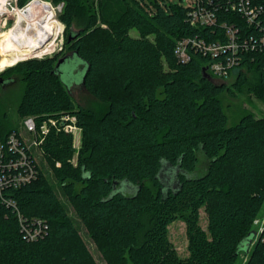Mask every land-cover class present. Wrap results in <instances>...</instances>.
<instances>
[{"label":"trees","instance_id":"trees-1","mask_svg":"<svg viewBox=\"0 0 264 264\" xmlns=\"http://www.w3.org/2000/svg\"><path fill=\"white\" fill-rule=\"evenodd\" d=\"M47 1L63 4L65 32L85 22L66 44L84 65V88L94 102L83 105L71 95L56 70L60 55L22 61L4 74L13 71L24 84L16 106L21 116L76 117L77 165L70 161L71 134L52 128L39 148L107 264H236L264 210V117L246 113L230 126L220 98L230 89L210 73L208 57L196 54L181 64L174 55L179 39L215 40L222 31L195 28L188 8L158 0H118L123 13L113 19L101 0L100 24L85 0ZM229 17L223 7L219 18ZM263 58L244 55L232 73L236 86L256 82L262 98ZM8 104L1 96L0 142L19 132L9 123ZM202 158L207 168L197 175ZM164 169L175 171L174 188L162 180ZM37 170L34 181L0 196V264H97L39 160ZM20 216L29 225L44 220L46 236L25 237ZM176 220L187 226V257L169 237ZM248 264H264L262 246Z\"/></svg>","mask_w":264,"mask_h":264},{"label":"built area","instance_id":"built-area-1","mask_svg":"<svg viewBox=\"0 0 264 264\" xmlns=\"http://www.w3.org/2000/svg\"><path fill=\"white\" fill-rule=\"evenodd\" d=\"M15 1V9H18V0ZM0 5L7 10L3 11L0 7L1 33L9 29V0H0ZM223 7L231 13L229 20L222 21L219 18V11ZM4 16L6 18L2 21ZM188 20L195 28L214 29V33L219 29L222 33L215 34V40L204 36L179 39L174 55L181 64H187L194 55L201 54L208 57V69L216 76V80H228L233 71L240 67L244 55L249 56L252 52L264 55V0H193L188 7ZM262 60L264 74V58ZM251 61L255 59L251 58ZM23 125L26 133L12 132L6 141L0 142V196L6 188L18 189L37 178L36 150L44 143L52 128L74 133L81 139L82 129L72 114L59 119L48 117L42 121L34 116H26ZM9 205L18 208L14 200H9ZM20 218L25 237L35 240L46 236L48 225L44 220L35 219L29 225L26 219ZM253 229L254 238L248 252L242 254L243 264L249 263L257 245L262 246L264 255V210L254 220Z\"/></svg>","mask_w":264,"mask_h":264},{"label":"rangeland","instance_id":"rangeland-1","mask_svg":"<svg viewBox=\"0 0 264 264\" xmlns=\"http://www.w3.org/2000/svg\"><path fill=\"white\" fill-rule=\"evenodd\" d=\"M33 0H28L24 6H19V8H24L28 4H30ZM35 1V0H34ZM46 2H49V4L53 6H49L51 10V14L57 18V20L61 23L62 25V32L59 34L57 37V40L54 43V46L51 51L46 50L45 55L42 57H32V58H27L22 61L26 60H31V59H43L47 57H54L56 55H60L59 57H63L65 55H68V57L72 58L75 56L73 52H71L70 49V44H66V38L70 34V31L72 30V33L75 34L80 27L84 25L85 22H81V24L78 23V25L74 24L69 30L65 32V25L62 23V21L59 18V15L62 13L63 9V4H60V6H55L53 3L50 1L44 0ZM101 0H85L84 2L90 7L91 11L97 14L98 19L100 18V11L98 10V5ZM159 2H166L168 4H174V5H179L183 7H190L193 0H158ZM107 6L108 12H106V15L108 18L113 19V18H118L120 15H122L123 10L121 9V5L118 4V0H102ZM10 3V11H14V9L17 7L16 1L15 0H9ZM6 16L2 17V21L5 20ZM16 21V16L14 15H9V23L7 25L8 28L12 27ZM100 19L98 20V24H100ZM80 25V26H79ZM103 27H106V25H102ZM130 34L133 37H138L139 34L136 30H130ZM8 39L9 35H6ZM3 38V37H2ZM3 39V40H6ZM152 42H154V37L149 38ZM9 40V39H8ZM1 44V43H0ZM8 46V45H7ZM55 48V49H54ZM48 49V48H47ZM3 53H6L7 55H3ZM12 51H9V49L0 48V62H5L7 61L11 56H12ZM74 55V56H73ZM69 59V58H68ZM75 63L77 66H79V70L82 71L84 70V65L81 63V60L78 58L75 59ZM20 61V62H22ZM19 62V63H20ZM18 64V63H17ZM17 64L10 66L6 68L5 70L1 71L0 74H3L5 76H14L15 72L9 71V73L4 74V72L8 69H11L15 67ZM213 74V72H211ZM75 76V75H74ZM214 76V74H213ZM14 82L6 89L5 91H2V88L0 86V97H5V100L9 103L8 104V114H9V123L11 127L17 128L19 131L22 133H26L23 125V119L24 117L18 114L16 111V106L18 104V101L20 100V97L22 96L23 89H24V84L22 83L21 79L19 76H14ZM76 77V76H75ZM81 77V75H80ZM79 77V79H80ZM216 77V76H214ZM72 79V76H71ZM74 79V78H73ZM64 81L69 82L70 78L69 77H64ZM218 82H223L221 80H216ZM227 86L229 87L230 91H225L221 96V102L223 105V108L225 109L228 118H229V125H236L241 117L245 115L246 113H252L254 114L257 118H262L264 117V98L260 97L258 94V84L256 82H248L244 83L242 85L236 86V77L233 75L230 79L225 81ZM71 94L73 97L81 104L87 105L88 100L92 98V101L94 102L95 98L91 96L86 89L78 84H73L71 87ZM69 114H62L57 116L56 118L59 119L61 116H67ZM78 125V122H77ZM79 126V125H78ZM56 130V129H55ZM57 131V130H56ZM57 132H64L67 134H71L73 138L72 142V147L75 150V153L70 160L71 163L75 166L77 165V158L79 154V150L81 148V140H82V132H81V139L77 138L78 136L75 135L74 133L66 132L65 130L62 131H57ZM80 141V144L78 142ZM36 155L38 157V160L40 162V165L43 163V171L45 175L47 176L48 180L50 183L54 186L55 191L57 195L60 197L61 202L64 204V206L67 208L69 211L70 216L73 218V221L79 231V236L83 239V241L87 244L89 247L91 253L93 254L97 264H107L105 259L102 257L101 253L98 251L95 243L93 242L92 238L89 235V232L87 228L84 226L82 221L77 217L72 205L70 204L68 198L66 197L64 191L61 189L60 184L57 182L52 170L49 168L47 165L46 161L44 160L43 156V150L42 148H39L36 150ZM57 166H60V163L56 164ZM207 168L206 162L202 158V162L199 165V169L197 171V175H201L205 172ZM175 171H172L170 169H164L162 172V180L165 181L168 185L171 187H175L177 184L176 180L174 179ZM131 192L133 190H130ZM128 191V192H130ZM207 214L205 212L204 208L200 209V225L203 229L207 228L208 220H207ZM169 237L171 242L174 244L176 250L178 251L179 255L181 257H187L189 255L188 253V235H187V226L186 223L183 222L182 220H176L173 221L169 225ZM244 253V252H243ZM243 255H241L237 261L236 264H243Z\"/></svg>","mask_w":264,"mask_h":264},{"label":"bare ground","instance_id":"bare-ground-1","mask_svg":"<svg viewBox=\"0 0 264 264\" xmlns=\"http://www.w3.org/2000/svg\"><path fill=\"white\" fill-rule=\"evenodd\" d=\"M51 5L44 0H33L24 8L12 12L9 10V15L16 16V21L12 27L1 31L0 48L6 47L13 54L7 61L0 62L1 70L27 58L42 57L47 54L46 50H52L57 37L62 32V25L51 14L49 8ZM0 7L7 12L3 5ZM53 8L55 9L54 6ZM6 35H9V40L6 39ZM3 55L7 54L3 53Z\"/></svg>","mask_w":264,"mask_h":264},{"label":"flooded vegetation","instance_id":"flooded-vegetation-1","mask_svg":"<svg viewBox=\"0 0 264 264\" xmlns=\"http://www.w3.org/2000/svg\"><path fill=\"white\" fill-rule=\"evenodd\" d=\"M75 59L76 58H73V60H69L68 63H70V64L67 65V66L73 67L75 69L74 72H70V74H69L67 68L65 67L66 65H64L63 68H60L59 69V73H60L61 78H62V75L63 76H66V77H70V81L67 82L68 84L65 83L70 93H71V87L73 86V84L76 85V84L80 83V85L84 87V81L82 80V77L84 75L83 74L84 73V70L80 71L78 69L79 66H77V64H74L75 62H72V61H76ZM80 75H81V77H80ZM71 76H72V79H71ZM0 77L5 80L2 84L0 83V86L2 88V91H5L14 82V77H12V76H5L3 74H0ZM79 77H80V79H79Z\"/></svg>","mask_w":264,"mask_h":264},{"label":"water","instance_id":"water-1","mask_svg":"<svg viewBox=\"0 0 264 264\" xmlns=\"http://www.w3.org/2000/svg\"><path fill=\"white\" fill-rule=\"evenodd\" d=\"M78 34H79V31H77L75 34H73V33H72V30H71V31H70V34H69V37H68V41H71V40H73L74 38H76ZM74 54H75V53H74ZM73 56H74V55H73ZM68 58H69V59H68ZM73 58H76V54H75V56L72 57V58L68 57V55H65V56L61 57V58L59 59V61L57 62V65H56V70L58 71V73H59V69H60V68H63L64 65H66L65 67L67 68L69 74H70V72H74L75 69H74L73 67L67 66V65L70 64V63H68V61H69V60H73ZM72 62H75V61H72ZM74 64H76V63H74ZM203 73H204V75H205V77H206L207 79L211 80V75L207 72V68H204V69H203ZM59 74H60V73H59ZM83 74H84V73H83ZM64 77H66V76H63V75H62V80H63V81H64ZM69 78H70V77H69ZM82 80L84 81V75H83V77H82ZM4 81H5V80L2 79V78L0 77V83L2 84ZM64 82H65L66 84H68L66 81H64Z\"/></svg>","mask_w":264,"mask_h":264}]
</instances>
